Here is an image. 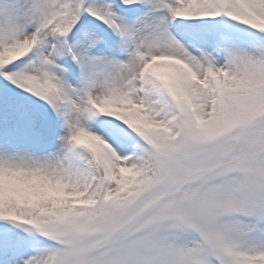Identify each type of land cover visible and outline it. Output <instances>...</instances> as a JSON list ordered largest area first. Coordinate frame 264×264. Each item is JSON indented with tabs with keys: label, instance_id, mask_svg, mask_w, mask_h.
Returning a JSON list of instances; mask_svg holds the SVG:
<instances>
[{
	"label": "snow or ice",
	"instance_id": "obj_1",
	"mask_svg": "<svg viewBox=\"0 0 264 264\" xmlns=\"http://www.w3.org/2000/svg\"><path fill=\"white\" fill-rule=\"evenodd\" d=\"M183 239L264 264V0H0V264Z\"/></svg>",
	"mask_w": 264,
	"mask_h": 264
},
{
	"label": "clouds",
	"instance_id": "obj_2",
	"mask_svg": "<svg viewBox=\"0 0 264 264\" xmlns=\"http://www.w3.org/2000/svg\"><path fill=\"white\" fill-rule=\"evenodd\" d=\"M232 188L235 190L237 185H232ZM230 222L231 218L227 214H218L212 218L211 227L216 233L224 235ZM192 239H183L177 242L185 251H178L177 254L174 255L173 264H192L194 256L201 254V249L198 248L196 244L192 243Z\"/></svg>",
	"mask_w": 264,
	"mask_h": 264
}]
</instances>
